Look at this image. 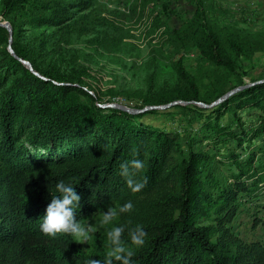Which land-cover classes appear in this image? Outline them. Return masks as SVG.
I'll return each instance as SVG.
<instances>
[{
  "label": "trees",
  "instance_id": "obj_1",
  "mask_svg": "<svg viewBox=\"0 0 264 264\" xmlns=\"http://www.w3.org/2000/svg\"><path fill=\"white\" fill-rule=\"evenodd\" d=\"M35 2L42 11L30 15V24L54 28H62L72 14L92 3ZM28 3L5 0L7 8L17 11ZM191 23L197 37H202L206 59L235 72L223 39L207 22L201 1ZM12 28L13 49L42 76L9 51L10 33L0 25V264H29L32 259L46 264H87L92 257L104 258V233L90 256L76 258L74 237L41 231L40 217L58 179L70 181L81 195V209L76 212L81 223L112 205L155 196L154 210L139 223L146 235L143 245L135 249L133 264H252L247 248L230 238L225 219L243 200L264 191V160L257 159L264 145H256L264 137V82L203 107L192 101L211 103L248 82L240 77L229 90L213 86L203 93L179 61L175 69L186 89L176 95L148 90L138 107L190 101L177 106L200 115L199 128L173 132L145 118L149 112L167 109L131 113L101 106L115 101L104 100L80 78L39 61L36 51L23 40L27 35ZM232 45L240 50L236 41ZM242 108L257 115L250 127L241 123L238 110ZM229 112L240 129L233 128L229 119L222 120ZM133 158L143 161L134 173L143 187L135 191L120 172L121 164Z\"/></svg>",
  "mask_w": 264,
  "mask_h": 264
},
{
  "label": "rangeland",
  "instance_id": "obj_2",
  "mask_svg": "<svg viewBox=\"0 0 264 264\" xmlns=\"http://www.w3.org/2000/svg\"><path fill=\"white\" fill-rule=\"evenodd\" d=\"M91 1L88 8L72 14L73 18L62 28H54L30 24V15L42 11L35 0H29L18 11L7 8L5 0H0V21L20 28L19 33L27 35L23 38L26 45L36 51L37 59L45 65L80 78L104 100L133 108L142 104V96L148 90L153 94L167 91L176 95L186 89L175 69L179 61L194 76L203 93L213 86L229 90L240 77L248 83L264 78V0ZM199 1L208 24L223 39L235 72L228 65L218 66L204 56L202 37H197L191 23ZM232 41L242 46L240 50ZM166 109L149 112L145 118L173 132L186 133L199 128L200 115L177 105ZM238 115L244 127L257 121L252 109L242 108ZM228 119L233 128L240 129L233 113H226L222 120ZM256 143L264 145V137ZM246 155L247 152L243 153ZM257 159L264 160V153H258ZM154 200L153 194L130 200L133 207L110 223L139 224L154 210ZM116 207L118 210L119 206ZM101 216L102 212L82 222L85 226L88 222L95 223L96 233L88 243L73 238L72 253L76 258L90 256L100 244L104 229L110 224L101 226ZM225 224L230 238L247 248L248 257H253L251 263L264 264V191L251 200H243L238 210L227 216ZM29 264L46 263L32 259Z\"/></svg>",
  "mask_w": 264,
  "mask_h": 264
},
{
  "label": "clouds",
  "instance_id": "obj_3",
  "mask_svg": "<svg viewBox=\"0 0 264 264\" xmlns=\"http://www.w3.org/2000/svg\"><path fill=\"white\" fill-rule=\"evenodd\" d=\"M107 147V146H105ZM143 167V161L133 158L122 163L120 166L121 175L126 182L132 186V190H139L143 183L138 181L134 175L137 169ZM51 193L50 202L47 204L44 215L40 217V229L43 233L56 236L58 233H67L74 237L75 241L87 242L91 235L95 234L94 224L88 222L87 226L82 224L76 216L77 209H81V195L78 194L76 186L70 181L58 179L55 183L54 192ZM133 207L132 202L128 201L119 206H110L107 211L102 210L100 225H108L112 219ZM126 225L112 224L104 229L107 251L102 260H88L87 264H133L135 249L144 243L146 235L142 225L136 224L127 227L128 238H124Z\"/></svg>",
  "mask_w": 264,
  "mask_h": 264
},
{
  "label": "water",
  "instance_id": "obj_4",
  "mask_svg": "<svg viewBox=\"0 0 264 264\" xmlns=\"http://www.w3.org/2000/svg\"><path fill=\"white\" fill-rule=\"evenodd\" d=\"M0 25L7 28L9 33H10V39H9V45H8V49L9 51L15 56L17 57L20 61H22L29 69H31L35 74L39 75V76H42L37 70L34 69L32 63L29 61V60H26L24 58H21L17 55V53L15 52V50L13 49V46H12V41H13V38H12V34H13V28H12V25L8 22H5V21H0ZM261 82H264V78L263 79H260V80H257V81H253V82H249L245 85H240V86H237L229 91H227L225 94H223L222 96H220L219 98H217L216 100H214L213 102L211 103H205V102H202V101H192L200 106H203V107H212L214 105H217L221 102H223L224 100H226L227 98H229L231 95L235 94L236 92L248 87V86H252V85H255L257 83H261ZM190 103V101H183L181 99L179 100H174L172 102H169L167 104H162V105H148V106H145L143 108H133V107H129L125 104H121V103H118V102H111V103H106V104H102L101 106L103 107H117V108H121L123 110H126V111H129L131 113H140V112H144V111H147V110H150V109H166V108H169L171 106H175L177 104H188Z\"/></svg>",
  "mask_w": 264,
  "mask_h": 264
}]
</instances>
